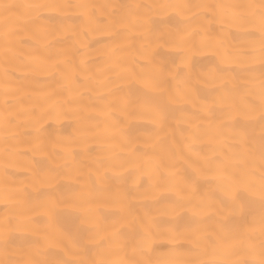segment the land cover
Returning <instances> with one entry per match:
<instances>
[{"label":"bare ground","instance_id":"1","mask_svg":"<svg viewBox=\"0 0 264 264\" xmlns=\"http://www.w3.org/2000/svg\"><path fill=\"white\" fill-rule=\"evenodd\" d=\"M0 264H264V0H0Z\"/></svg>","mask_w":264,"mask_h":264}]
</instances>
